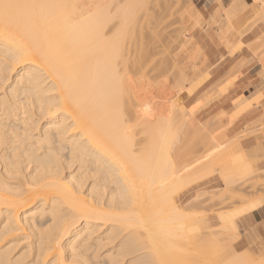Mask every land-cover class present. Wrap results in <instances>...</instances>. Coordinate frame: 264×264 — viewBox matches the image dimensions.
I'll use <instances>...</instances> for the list:
<instances>
[{
	"label": "bare ground",
	"instance_id": "bare-ground-1",
	"mask_svg": "<svg viewBox=\"0 0 264 264\" xmlns=\"http://www.w3.org/2000/svg\"><path fill=\"white\" fill-rule=\"evenodd\" d=\"M148 1L18 0L51 7L0 21V264L254 261L246 252H234L232 223L220 233L209 225L215 211L189 214L178 198L218 171L227 198L242 199L264 185V170L232 151L234 137L227 138L215 168L197 167L192 181L187 161L179 167L172 162L187 113L170 101L158 106L156 98L163 95H152L149 88L159 80L148 77L151 86L144 80L152 72L163 74L161 59L168 56L172 67L159 85L172 81L182 93L198 78L192 72L200 57L194 56L202 52L192 40L182 41L181 54L173 59L169 50L177 32L182 34L174 28L178 23L183 30L178 19L193 11L183 8L177 19L173 0H165L162 9L155 0L150 9ZM226 3L215 21L221 41L230 31L243 34L264 24V0ZM170 16L176 19L172 26ZM171 28L175 36L171 33L168 49L163 39ZM143 78L154 99L140 94ZM161 89L156 88L158 95ZM221 117L205 123L204 133L219 139L217 130H226ZM193 248L209 255L199 251L200 258L191 260Z\"/></svg>",
	"mask_w": 264,
	"mask_h": 264
},
{
	"label": "rangeland",
	"instance_id": "rangeland-1",
	"mask_svg": "<svg viewBox=\"0 0 264 264\" xmlns=\"http://www.w3.org/2000/svg\"><path fill=\"white\" fill-rule=\"evenodd\" d=\"M153 1L154 0H149L148 3H147V7H149V6L152 7V5L158 4V6H160L159 8H161V9L163 8L162 4H164L165 0H163V1L162 0H155L156 2H160L162 6L159 5L160 3H156V2L154 3ZM203 1L204 0H173L172 3H170L171 4L170 6H172V8H173L172 11L173 12L175 11L174 12L175 18H177V13L179 11H181L183 8H190V10L193 11V13L191 15L185 16L182 20H179L177 18L179 23L183 27V30L180 29V26H179L178 23L176 24V27L174 25L175 28L172 27V28H174V30L177 29V30L181 31V33L184 36L183 37L184 39L182 38V34H179L177 32V30H176V32H177L178 35H180L179 37H178L177 34H176L177 36H175L174 30L172 32V28L168 29V31H167L166 30L167 28H166V26H164V23H163V27L166 28L165 31H167L166 33H167V36H168L167 37L165 35V37H167V39L165 37L164 38L167 41H165L164 39H163V41L167 43L166 46L168 47V49H170L169 45H171V47H172V45L174 43L173 40L170 41L169 37L173 34V36H175V38L177 37V39H178L177 41H175V43H176L175 45L178 44V46L173 45V47L169 50V51H171L170 53L172 54L173 59L174 58L175 59L178 58V56L181 54L179 52V50H180V47H181L180 44H181L182 41H183V44H186V43H188L189 41L192 40L195 43V45L198 47V49L201 51V48L199 47L196 39H194L192 37V32L195 29L204 30L205 28L208 27V24L206 22H204L202 20V18L198 17L200 15L199 14V7H200V5H201V3ZM226 1L227 0H215L217 5L221 9V12H224L226 10V7H227L226 6L227 5ZM158 6H157V9H158ZM151 7H149V8L151 9ZM154 9H155V7H154ZM157 9H155L154 11H157ZM163 14L168 16L169 12L168 13L164 12ZM222 15H224V13ZM170 17H171L169 19L170 21L167 19L169 21V22L167 21V25L171 24V22L173 23V21L176 20L172 16H170ZM143 18H142V20H143ZM162 18H164V17H161V20H162ZM172 18L174 19L173 21L171 20ZM144 19L146 20V18H144ZM150 20H151V18H150ZM113 22L115 23V21H113ZM113 22L111 23V25L114 24ZM162 22H164V21L162 20ZM176 22H174V24ZM111 25L109 24L108 26H111ZM168 26H172V25H168ZM209 28L215 30L216 29L215 22H212L211 25H209ZM168 33H170V34H168ZM237 34L239 36H242L245 33L240 34L238 32ZM179 38L180 39L182 38V39L179 41ZM223 41H224V39H223ZM170 42H172V43L170 44ZM167 47H165V48H167ZM157 50H160V48H157ZM189 50H191V49H189ZM199 50L197 52H199ZM192 53H193V56L196 55V53L195 54H194V52H192ZM192 53H189V54H192ZM198 55L199 54H197V56H194V58L196 57L197 59H199V57H200V59L198 60V62H196L197 60L195 59L196 61L193 64L197 69L192 72L193 74H194V72H196L198 78L195 81H193L191 83V85L184 92H182V93L175 92L176 89L174 90L172 81H170V82H172L171 85H170V82L168 84H164V85L161 83L160 85L161 86L163 85L164 89H161L162 87L159 85L160 79H163L167 75V71H170L171 67H172L171 66L172 65L171 61H169L168 56H166L167 58L165 57L166 59H163L164 57L161 59L162 60L161 61L162 64L164 63L163 65L166 66L165 69L168 68V70L166 71L164 69L162 71L163 74L162 73H160V74L158 73L157 74L155 72H154L155 74L153 72L149 73L148 74L149 76L147 75L145 80L143 78L142 81H140V85H139L140 88H143V86L145 87V85H147V84H148V86L152 85L151 86L152 89H150L148 87L149 90L151 91L152 95L155 92L154 94L156 96L163 95V96L160 97V99H163V97L164 98L166 97V99H164L165 100V102H164L165 104H163L164 100L157 99L158 97L156 98V104L158 106H159V104L160 105H167L166 103H169V101H170L172 104H174L177 107V109L180 112H186L187 113V117L185 118L186 122H187V127L179 129V133H178L179 137L175 141L174 145L172 146V149H171V152H170V158L172 159V162L177 167H179L181 165V162L187 161V165H188L187 171L189 172V177H190L191 181L194 179L193 177H194V173H195L197 167L202 166L204 168H210V169L211 168H215V164H214L215 158L218 157L220 154H222V152L228 147L229 140L227 138H232V137H229L230 133H231L229 128L232 125V121H229V120L226 119L225 113L219 112V113L216 114L215 112L214 113L205 112V108L201 106L202 104H200L201 102H197V103H195L194 101H186V102H184L185 95H187V93H190V90H189L190 87H192V85L203 74H205L208 71H211V69H212V67H210L209 70L207 69L209 63L205 59L204 54L202 53L199 56ZM157 56H159V55L157 54L155 57H157ZM161 57L162 56H159V57H157L159 59H157V58H155V59L159 60V62H160V58ZM202 59H203V62L201 61ZM167 60L169 62H167ZM241 60H242V63H241ZM241 60H239L240 64L238 62L237 66H236L238 69H241V68L249 65V62L246 63V61L244 59H241ZM199 62H200V64H199ZM166 63H168V64H166ZM167 66H169L170 68L167 67ZM236 71L238 72V70H236ZM164 74H166V75H164ZM261 76L264 77V70L262 71ZM148 77L149 78L155 77L157 80H159L158 82H156L158 85H156L155 82H152L154 80V78H153L152 81L148 82V80H147ZM157 77H161V78H157ZM143 80L147 84H144ZM141 82H143V83H141ZM151 82H152V84L149 85ZM153 85H155V86H153ZM169 85L171 86V89H173L172 91L171 90H167V88L170 87ZM156 88L162 90V91L158 90V91H161L160 95H158L159 92H157ZM145 89L143 88L144 91H142V89H141L140 91H142V92L140 94L146 92L147 96L150 95L149 96V98H150L151 97V93H149L150 91L147 89V91H149L148 92L149 94H148ZM154 90H156V91H154ZM163 90L167 91L168 93L165 92V93H167L165 95ZM169 91H170V93H169ZM155 95H154V97L152 96L153 99L156 97ZM142 96H143V94H142ZM144 96H145V94H144ZM147 96H145V97L147 98ZM147 100H148V98H147ZM154 102H155V100H154ZM217 115H222V117L219 120L220 126H226V130L225 129H220V130L218 129L217 130V133H220V134H218L219 137H220L219 139H218V136H215V135L212 136V134H209V133H206V132L204 133V131L207 130V126H206L207 124H205V123L210 122L212 120V118H215V116H217ZM203 125L206 126V127H204ZM201 126H203V127L201 128ZM201 129H203V133H202ZM257 130H259V131L264 130V121H261L257 125H253V126L249 127L244 132L233 136L235 138L234 141H239L241 138H244V137H246L248 135H251L254 132H256ZM139 139H141V138L139 137ZM236 144L232 146V151L234 153H236V150L234 148L236 146ZM250 160L252 161L253 166L255 167V169H257V170L259 169V171H260V169H261V171L264 170V156L252 158ZM218 173H219L218 171H215L214 173H212L211 175L207 176L203 180H200V181L196 182L191 187H189L184 193H179L178 194V198L181 201V204L183 206L187 207V209H188L187 212L189 214H196L197 215V214H199L201 212L207 213V211H208V212L212 213V212L215 211L216 214H215V212L212 213V214H215V217L214 216L211 217V218H214V219L209 221V225L213 229L219 230L220 233L223 232L222 231V229H223L222 227L226 226V224L232 223L233 227L235 229V233L237 235L236 239L231 243L232 246H233L234 252H236V254H240V253L246 252V254L247 253L249 254V257L252 256L251 260L255 261L256 258H258V260H259V258L261 259L262 257H264V239H255L254 241L248 243L246 241L245 237H244L245 230H246L245 229V225L243 223H240L239 219H240V217H247L249 215V213H250V208H248L249 206H251V205H253V204H255V203L259 202V201H263L264 200V188H263L264 185L261 184L262 185V186H260L261 188L258 185L255 189H253V191L246 192L243 195L242 199L241 198H239V199H237V198L228 199L229 198V196H228L229 194L226 193V190H224V185H223L222 180L219 177ZM254 180H256V179H254ZM239 182L240 181L238 180L236 182V184H238ZM234 184L235 183H233V185ZM236 187H238V186H235L234 190L237 189ZM218 211H219V213H218ZM220 212L224 213V216H222L223 218L220 215H217V214H220ZM224 236L225 235L223 234V237ZM227 236H225L224 239H226ZM224 242H226V241L225 240L223 241V245H227L228 244V242L225 243V244H224ZM226 247L229 248V246H226ZM226 247L224 246V249ZM193 249L194 250L189 251L190 253L188 252L190 254V255L189 254L188 255L191 257V260H194V259L196 260L197 258H200V257H198L197 254L200 251V253H199V256H200V254L202 252V249H200V248H196V249L193 248ZM224 249H223V251H225ZM227 250H229V249H227ZM202 253H203V256L206 255V253L205 254H204V252H202ZM222 253H223V255H227V253H225V252H222ZM207 255H209V254L207 253ZM193 257H196V258H193ZM223 258H225V257H223ZM258 260H256V261H258ZM194 261H192V262H194ZM223 262H227V259L226 260L223 259Z\"/></svg>",
	"mask_w": 264,
	"mask_h": 264
},
{
	"label": "crops",
	"instance_id": "crops-1",
	"mask_svg": "<svg viewBox=\"0 0 264 264\" xmlns=\"http://www.w3.org/2000/svg\"><path fill=\"white\" fill-rule=\"evenodd\" d=\"M199 14L208 27L204 30L195 29L192 37L196 39L212 69L190 87L184 102H201L205 112L225 113L226 119L232 121L229 137H233L264 121V77L261 76L264 70V24H255L242 36L230 31L221 41L216 31L209 28L212 22L222 16L215 0H204L199 7ZM243 58L249 65L238 69V60ZM231 69L234 72L231 73ZM219 77L224 81L221 82ZM234 148L237 154L246 159L264 156V130L241 138ZM248 208L249 215L240 217L239 222L245 225L244 237L250 243L255 239H264V200Z\"/></svg>",
	"mask_w": 264,
	"mask_h": 264
},
{
	"label": "snow or ice",
	"instance_id": "snow-or-ice-1",
	"mask_svg": "<svg viewBox=\"0 0 264 264\" xmlns=\"http://www.w3.org/2000/svg\"><path fill=\"white\" fill-rule=\"evenodd\" d=\"M45 7L51 6L38 3H21L18 0H0V21L10 19L14 15L19 18L25 10L43 9ZM204 264H224V262L205 261ZM244 264H256V261H245ZM259 264H264V259H261Z\"/></svg>",
	"mask_w": 264,
	"mask_h": 264
}]
</instances>
